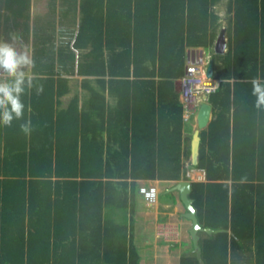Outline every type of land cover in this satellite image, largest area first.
Instances as JSON below:
<instances>
[{
	"label": "trees",
	"instance_id": "obj_1",
	"mask_svg": "<svg viewBox=\"0 0 264 264\" xmlns=\"http://www.w3.org/2000/svg\"><path fill=\"white\" fill-rule=\"evenodd\" d=\"M63 1L79 22L58 37L32 0H0V43H30L32 61L22 117L0 124V264H141L137 181L181 180L190 156L174 89L186 47L212 50L221 81L195 165L206 180L189 192L199 225L219 231L199 232L202 263L191 244L178 264H242L243 251L264 264V106L253 95L264 0ZM223 1L227 25L213 10Z\"/></svg>",
	"mask_w": 264,
	"mask_h": 264
},
{
	"label": "crops",
	"instance_id": "obj_2",
	"mask_svg": "<svg viewBox=\"0 0 264 264\" xmlns=\"http://www.w3.org/2000/svg\"><path fill=\"white\" fill-rule=\"evenodd\" d=\"M61 4H60V0H57L54 4L52 3L51 0H32V11L35 10L34 6L37 4H41L44 5V10L42 11L39 7L40 13L35 12V14H38L39 17H46L48 19H52V22L55 24V28H56V32H57V36L60 37V33L63 32L65 33V35H70L67 31L68 30H75L77 28L78 22H79V14L76 15V19L71 18H67L62 16V12L61 9L63 8V6L67 7L68 3L63 0H61ZM64 2V3H63ZM79 2V0H78ZM226 3V1H223ZM218 4H216L213 7V10L219 14H227L226 13V8H223V12L221 10L217 9ZM33 14V15H35ZM71 16V15H70ZM69 17V16H68ZM226 17V16H225ZM222 24L227 25L223 20H222ZM224 29V28H223ZM69 36L66 38L68 40ZM186 60H185V64H189L191 62H196V63H200L201 65L204 66L205 68V73H206V68L207 65L209 63V60L212 59L211 57H209V55L205 52V49L203 47H186ZM193 53L196 51V53H201V55L199 57H197L196 55L193 54L189 56V53L192 52ZM188 53V54H187ZM199 59V61H198ZM77 78H79L80 80L83 78V76H75ZM212 78V77H211ZM177 81H180V78H177L175 80V86L174 89L179 93L180 96V84L177 83ZM77 83V81H76ZM78 84V83H77ZM220 84V83H219ZM79 88V94L81 96L84 95L83 92H85L79 85H76ZM219 87V86H218ZM83 91V92H82ZM70 95L64 96L62 97V106L66 107L69 101ZM179 100L181 101V99L179 98ZM209 103H210V99H209ZM183 107V105H182ZM197 110L196 109L195 113L188 118V114L185 113V109L183 107V111H182V119H183V136L185 137V130L186 127L187 128H191V138H189V140H185V138H183L182 140V148L184 149V147L186 148V144H187V148H189L190 150V156L187 162L186 158H183V166H184V172H183V177L181 180H188L190 182L193 181H205V179H201L200 175L201 174H206L205 170L202 168H197L195 167V165L192 164L191 162V140H192V135L193 132L195 131V129H198L197 127V121H196V115H197ZM213 112L210 116V119L208 121V124L206 127H204L203 129H199V136L201 134L202 131H207L208 127H209V123L213 118ZM200 141H201V136H200ZM199 147H200V142H199ZM189 164L191 163L193 166L191 168H185V164ZM186 169V170H185ZM202 176V175H201ZM186 177V179H185ZM200 177V178H199ZM201 179V180H199ZM179 181V180H178ZM146 182H150V183H154L157 185V188L159 190V193L162 192L164 190V193H173V191L171 192L169 189L174 185V183H176L177 181H169V180H138L137 181V186L142 184V183H146ZM160 183H164L166 184V188L164 189H160L159 185ZM137 205H136V210H135V215H134V228H133V239L134 242L138 248V250L144 251L145 249H150L152 251V255L150 257H148V259H146V261L141 262L142 260V255L140 258V263L144 264V262H148V261H154L156 262V258H155V254L153 255L154 251L153 250H160L161 254H163V261L160 262H164V258L165 260L169 261L171 259H174V257L177 258V263H179V258L181 256L182 253H184L186 250L190 251L191 250V238L188 237L189 236V229L191 227V222L190 220H185L186 218L183 217V214L186 212L184 205L182 204V202L180 201V196H178V200L175 203L169 202V201H164V203L160 202L159 199H157V202L154 205H151V208L146 204V202L143 200V198L137 194ZM180 201V202H179ZM144 203V204H143ZM148 206V207H146ZM146 207V208H144ZM116 213L120 214V212ZM123 219V214H122V218ZM159 220H164L167 222H172L177 221L179 224V228L181 231V237L179 239L178 242H169V241H165L163 240V238H159L155 231H153L154 235H153V239L151 243V239L149 238V236L147 235L149 231L146 230V227L149 226V222L151 224H154L156 221ZM145 225V227H144ZM188 232V233H187ZM186 234V237H185ZM147 235V237H146ZM144 240V242L142 241ZM145 243L144 246H140V243ZM174 244H176V246H173ZM164 250L166 252V254L164 255ZM244 251H243V255H244ZM165 256V257H164ZM165 264V263H164Z\"/></svg>",
	"mask_w": 264,
	"mask_h": 264
},
{
	"label": "clouds",
	"instance_id": "obj_3",
	"mask_svg": "<svg viewBox=\"0 0 264 264\" xmlns=\"http://www.w3.org/2000/svg\"><path fill=\"white\" fill-rule=\"evenodd\" d=\"M31 64L32 61L26 51L17 52L10 45L0 43V72L7 77V80L0 79V124L8 125L14 119L22 117L24 104L21 96L32 83L30 77L26 79V69ZM253 95L257 98V106H264V84L254 80ZM200 105L192 109L188 118ZM22 130L27 131V127L22 125Z\"/></svg>",
	"mask_w": 264,
	"mask_h": 264
},
{
	"label": "built area",
	"instance_id": "obj_4",
	"mask_svg": "<svg viewBox=\"0 0 264 264\" xmlns=\"http://www.w3.org/2000/svg\"><path fill=\"white\" fill-rule=\"evenodd\" d=\"M220 82L219 79L207 77L203 65L196 62L187 64L185 73L180 78V99L185 113H192L193 108L209 100L210 95L218 88ZM137 190L148 206L157 202L159 190L156 184L142 183L137 186ZM155 233L159 238L169 242H178L181 237L179 225L167 221L161 222Z\"/></svg>",
	"mask_w": 264,
	"mask_h": 264
},
{
	"label": "water",
	"instance_id": "obj_5",
	"mask_svg": "<svg viewBox=\"0 0 264 264\" xmlns=\"http://www.w3.org/2000/svg\"><path fill=\"white\" fill-rule=\"evenodd\" d=\"M225 50V37H224V29H221L219 32V35L215 41L214 45V51L215 53H223ZM213 75V60L210 59L209 63L206 68V76L212 77ZM212 114V106L209 102H203L200 107L198 108V112L196 115V121H197V127L198 129H195L192 135L191 140V162L193 165H196L198 163V156H199V142H200V136H199V129H203L207 126L208 121L210 119V116ZM172 191H178L180 196V201L185 207L186 212L183 214V217L190 220L191 227L189 229V235L192 241L193 250L195 251V254L197 258L200 260V263H202L200 254H201V248L198 244L199 241V232H205L207 234L216 233L219 230H213L211 228H203L199 225L197 217H196V211L192 204L193 200L189 197V192L191 190V182L188 180H179L169 189Z\"/></svg>",
	"mask_w": 264,
	"mask_h": 264
},
{
	"label": "rangeland",
	"instance_id": "obj_6",
	"mask_svg": "<svg viewBox=\"0 0 264 264\" xmlns=\"http://www.w3.org/2000/svg\"><path fill=\"white\" fill-rule=\"evenodd\" d=\"M42 4V3H41ZM41 4H38V6H37V4L34 6V8H35V10L34 11H32V14H35V12H37V13H40V12H38V11H40V9L43 11L44 10V5H41ZM225 2H221V3H219L217 6V9L218 10H221L222 12H223V8H225ZM36 7H39V8H36ZM220 15V17H221V19L226 23V24H228L227 22V17H225L226 16V14H219ZM30 44V43H29ZM29 44H27V43H22L21 45L20 44H18L17 42H15V40L12 42V45H11V47L12 48H14L17 52H21V51H26L28 54H29V57H31V46L29 45ZM214 50V49H213ZM212 50H209V49H205V52L207 53V54H209L210 52H211ZM188 54V53H187ZM193 54L194 55H196L197 57H199L200 55H201V53H200V51H199V53H196V51L193 53V51L192 52H190L189 53V56L190 55H192L193 56ZM200 54V55H199ZM198 61H199V59H198ZM198 64H200V63H198ZM0 76L1 77H6L5 76V74L3 73V72H0ZM177 83L178 84H180V81L178 82L177 81ZM187 160V162H189L188 161V159H186ZM190 160V159H189ZM193 165L191 164V163H187V164H185V168L187 169V168H191ZM185 169V170H186ZM183 170H184V166H183ZM201 179H205V177L204 176H201ZM159 187H160V189L162 190V189H164V188H166L167 186H166V184H164V183H160V185H159ZM137 194L138 195H140L139 193H138V190H137ZM141 196V195H140ZM178 196H179V193H178V191H173V193H164V190L162 191V192H160L159 194H158V199H159V201L160 202H162V203H164V201H169V202H172V203H175L177 200H178ZM142 197V196H141ZM143 198V197H142ZM144 200V199H143ZM180 202V201H179ZM144 204V203H143ZM146 207H148V206H146ZM146 207H144V208H146ZM150 208H151V206H149ZM186 221L188 220V219H185ZM161 222H164V220H159V221H156L154 224H151L150 222L148 223L149 224V226H147L146 227V230L147 231H149L148 232V236H149V238L151 239V243H153L152 242V239H153V235H154V233H153V231H155L156 230V228H157V226L161 223ZM170 223H176V224H178V222L177 221H172V222H170ZM179 225V224H178ZM144 227H145V225H144ZM188 233V232H187ZM147 235H146V237H147ZM185 237H186V234H185ZM188 237H190V235L188 236ZM187 238V237H186ZM143 242H144V240H142ZM140 243V246H144V244L145 243ZM154 251V253H153V255L155 256V258H156V262H154L153 260L152 261H148L147 263L146 262H144V264H176L177 263V258L176 257H174V259H171L170 260V262L169 261H167V260H165V258H164V262H160V261H163L162 259H163V254H161V251L158 249V250H153ZM139 253H140V255H142V260H141V262H143V261H146V259H148V257H150L151 255H152V251L150 250V249H145L144 251H142L141 252V250H139ZM166 254V252H165V250H164V255ZM240 254L243 256L242 257V264H249V262L248 261H246V258H244V255H243V253L242 252H240ZM165 257V256H164Z\"/></svg>",
	"mask_w": 264,
	"mask_h": 264
}]
</instances>
